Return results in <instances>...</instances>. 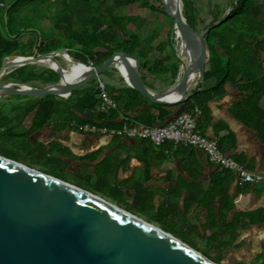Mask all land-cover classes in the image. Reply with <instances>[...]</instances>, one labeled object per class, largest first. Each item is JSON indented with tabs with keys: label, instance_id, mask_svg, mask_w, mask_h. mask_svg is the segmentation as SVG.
Wrapping results in <instances>:
<instances>
[{
	"label": "trees",
	"instance_id": "obj_1",
	"mask_svg": "<svg viewBox=\"0 0 264 264\" xmlns=\"http://www.w3.org/2000/svg\"><path fill=\"white\" fill-rule=\"evenodd\" d=\"M25 1L31 2L33 10L27 15H20L17 10ZM157 1L0 0V69L13 59H38V56L46 57L65 49L71 51L70 56L76 61L94 67L101 66L115 53H125L140 62L139 74L150 92H170L181 81V64L176 57L180 40L176 36L174 21L171 20L172 25L164 41H159L160 32L156 30L140 38L129 29L134 26L136 30H141L145 20L133 15L120 16L119 12L133 3L148 9L154 7L164 13L161 3L158 7L153 6ZM195 2L199 0H181V8L189 27L199 34L201 20L193 18ZM207 15L212 19L213 28L226 27L234 38L229 50L212 43L209 64L203 73V86L194 81L189 87L193 90L188 92L193 94L184 103L176 106L152 104L131 86L123 65L113 64L100 79L114 99L116 111L93 114V109L99 104L96 79L68 99L53 96L29 99L25 118L35 113L34 123L64 119L67 124L79 128L90 123L107 125L118 119L125 125L135 123L160 127L181 114L201 109L202 120L208 123L211 119L209 102L217 98L218 90L230 85L241 94L234 106L233 117L253 131L264 146V0H227L225 6L209 8ZM106 17L109 21L104 24L102 19ZM26 67L34 69L35 65ZM18 74L15 72L12 79L31 87H34V82L50 84L51 80L49 75H38L35 70ZM147 79L158 80L160 85L149 88ZM38 88L43 87L38 85ZM199 130L203 135L202 127ZM219 148L225 155H232L235 138L231 132L220 138ZM219 174L229 176L230 173ZM224 254L225 250H222L220 261L216 264L223 261ZM253 264H264V260Z\"/></svg>",
	"mask_w": 264,
	"mask_h": 264
},
{
	"label": "crops",
	"instance_id": "obj_2",
	"mask_svg": "<svg viewBox=\"0 0 264 264\" xmlns=\"http://www.w3.org/2000/svg\"><path fill=\"white\" fill-rule=\"evenodd\" d=\"M98 80L101 82L100 77ZM146 85L155 88L160 82L147 79ZM216 97L208 104V123L202 120V110L195 109L201 111L199 129L202 127L207 138L231 132L235 148L229 156L250 171L264 174V146L232 115L241 97L238 89L228 85ZM34 117L35 113L29 115L31 124L25 126L29 146L68 176L84 179L98 196L105 190L117 191L135 204L156 208L164 217L183 223L189 232L217 239L225 253H237L240 246L256 253L264 248V183L240 185L231 173L218 175L200 151L170 143L155 147L146 141L91 135L64 119L34 123ZM124 125L118 119L105 126L120 129ZM263 253L247 264L262 262Z\"/></svg>",
	"mask_w": 264,
	"mask_h": 264
},
{
	"label": "water",
	"instance_id": "obj_3",
	"mask_svg": "<svg viewBox=\"0 0 264 264\" xmlns=\"http://www.w3.org/2000/svg\"><path fill=\"white\" fill-rule=\"evenodd\" d=\"M163 12L174 21L180 45L176 57L181 81L170 92L151 93L143 84L140 62L125 53H115L92 74L72 86L31 87L1 76L3 70L37 61L5 63L0 85L24 91L2 100H26L53 96L68 99L98 79L113 64H122L131 86L152 104L176 106L187 101L190 83L203 86V72L191 71L196 38L205 41L187 24L181 0H168ZM174 5V12H168ZM185 38L190 47L183 57ZM211 43H217L212 40ZM209 57L204 66L209 64ZM84 68L88 69L84 65ZM66 73V72H65ZM67 74V73H66ZM196 74V75H195ZM70 74L67 79L73 78ZM202 89V88H201ZM0 264H216L175 236L142 221L98 195L22 164L0 157Z\"/></svg>",
	"mask_w": 264,
	"mask_h": 264
},
{
	"label": "rangeland",
	"instance_id": "obj_4",
	"mask_svg": "<svg viewBox=\"0 0 264 264\" xmlns=\"http://www.w3.org/2000/svg\"><path fill=\"white\" fill-rule=\"evenodd\" d=\"M226 2L227 0H199V2H195L193 4V18L195 20H201L198 30L200 35H203V37L205 36L204 38L210 37L212 32L214 33L216 30L212 27V19L207 15V10L217 5L225 6ZM159 3L162 4V0H159V2H154L153 6L158 7ZM32 10L33 6L31 2L25 1L19 5L17 13L20 15H27ZM55 11L57 12L58 10ZM119 12L120 16L133 15L141 17L145 20L144 26L141 30H136L134 26H131L129 29L130 32L135 33L140 38H144L156 30L160 32L159 41H164L173 21L165 13L158 12L157 8L149 7L148 9L144 5H137L133 3L124 7ZM108 21L109 17L102 19L104 24H106ZM177 38L180 40L179 36H177ZM231 43L232 42L225 45L217 42V44L223 45L227 50H229V45ZM184 57H186V53L184 54ZM55 59L56 58L47 60L45 58L41 57L40 59L38 57L37 61L33 63V65H35L34 69L27 68L26 66L28 65L21 67H11L3 70L1 76L5 79L13 80L12 78L15 76V72L22 74L23 72L28 73L29 71L35 70L38 75H49L51 80L50 84L34 82L32 85L34 87L41 85L43 88H51L54 86H62L63 84L64 79L60 76L57 66L60 70L63 69L69 77L70 74H73L81 69L76 63L66 65L61 58H59V60ZM25 61L27 60L17 58L11 60V62L8 63H23ZM27 69L29 70L27 71ZM196 80L197 79L195 78V81ZM156 81L159 83L158 80ZM29 103V99L0 101V157L8 161L22 164L28 168L72 184L78 188L86 189L87 191L98 195L99 192H94V190L88 189V185L84 179L80 180L79 178L74 177V175L68 176L67 173H64L65 171H63L61 167L57 166L53 161H49L47 157L39 156L36 152V148L29 146L26 136H24L26 133L25 126L31 124L29 118H25L24 116L27 112ZM99 197L129 212L138 219L175 236L177 239L185 241L187 244L194 247L196 251L201 252L205 257L207 256V258L211 261H220V254L223 250V247L221 246V242L217 239L199 237V235L203 236V233H200L199 235L191 233L186 227H182L183 223H176L175 221L164 217L161 213L157 212L156 208H146L135 204L130 197L123 198L117 191L110 192L109 190H105ZM259 251V253H256V251L251 249L246 251L245 246H240V249L237 253H225L224 257L222 258L223 261H221L220 264H237L239 262L247 264L253 259H260L261 255L259 254L264 252V248Z\"/></svg>",
	"mask_w": 264,
	"mask_h": 264
},
{
	"label": "built area",
	"instance_id": "obj_5",
	"mask_svg": "<svg viewBox=\"0 0 264 264\" xmlns=\"http://www.w3.org/2000/svg\"><path fill=\"white\" fill-rule=\"evenodd\" d=\"M70 50L52 52L45 59L61 58L66 65L76 63L80 68L84 65L70 56ZM41 59V56H38ZM86 66V65H85ZM86 67L93 71L95 67L88 64ZM62 70V69H61ZM99 104L93 109V114H104L116 111V103L108 94L104 84L98 80ZM200 110L184 113L175 117L165 126L148 127L132 123L120 129H110L105 125H85L83 130L91 135L123 138L126 140L146 141L155 147L170 143L173 147L190 148L204 153L207 162L217 172L233 174L240 185H258L264 183V174L250 171L246 166L239 164L229 155H225L219 148V136L207 138L201 134L198 123Z\"/></svg>",
	"mask_w": 264,
	"mask_h": 264
},
{
	"label": "bare ground",
	"instance_id": "obj_6",
	"mask_svg": "<svg viewBox=\"0 0 264 264\" xmlns=\"http://www.w3.org/2000/svg\"><path fill=\"white\" fill-rule=\"evenodd\" d=\"M167 1L168 0H162V2L164 3H167ZM173 9H174V5L171 7L170 10L167 9V11L173 13L174 12ZM178 34L180 36V31H178ZM233 38H234V34L226 27H219L218 29H216L214 33L212 32L210 37L205 38V41H203L201 38H196L195 43H196L197 49H196V53L193 59L191 60L190 70L195 72L197 75H199L201 72L204 71L205 69L204 66L209 57L208 49H210L211 47L210 42L212 40H215L218 43L227 45L233 40ZM189 47H190V42L188 40V43H187V39L185 38V49L182 55L183 57H184L185 52L188 51ZM57 69L59 71L60 76L64 79L63 81L66 83V86H72L74 84H77L79 81L83 80L84 78L92 74V71L90 69L81 68L80 70L73 73L74 75L73 78L67 79L68 76L65 73V71L63 69L60 70L58 66H57ZM193 81H195V79ZM22 93H24V91L21 89L14 88L12 86L0 85V95L16 96Z\"/></svg>",
	"mask_w": 264,
	"mask_h": 264
}]
</instances>
